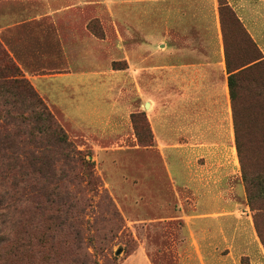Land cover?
Wrapping results in <instances>:
<instances>
[{
	"label": "rangeland",
	"instance_id": "374dc122",
	"mask_svg": "<svg viewBox=\"0 0 264 264\" xmlns=\"http://www.w3.org/2000/svg\"><path fill=\"white\" fill-rule=\"evenodd\" d=\"M40 1L0 0V22L33 15ZM88 7L84 26L111 43V68L123 77L133 75L131 69L142 75L153 69L154 75L162 40L142 34L145 4L116 6L120 37L106 36V15ZM231 11L228 21L236 15ZM239 23L232 20L227 28L231 71L262 57ZM35 32L18 24L2 30L0 23V47L42 99L25 71L63 72L61 61L67 59L57 47L40 58L43 37ZM6 64L0 56V66ZM233 81L244 96L237 104L238 145L231 157L215 163L182 143L161 147L145 103L132 102L120 132L88 140L68 129L62 112L43 99L53 116L51 128L25 94L0 89V264H264V65ZM37 85L49 105L65 109L70 127H77V100L65 94L64 81ZM130 86L122 85L132 101ZM82 90H75L79 99ZM90 133L107 131L94 126Z\"/></svg>",
	"mask_w": 264,
	"mask_h": 264
},
{
	"label": "crops",
	"instance_id": "0c3cea01",
	"mask_svg": "<svg viewBox=\"0 0 264 264\" xmlns=\"http://www.w3.org/2000/svg\"><path fill=\"white\" fill-rule=\"evenodd\" d=\"M141 2L146 8L142 34L161 38V65L154 75L153 69L145 70L143 75L131 69L133 75L123 77L120 71L111 68L107 55L111 43L88 33L84 26L90 12L87 8L90 10L88 6H93L95 10L91 12L97 9L106 15L109 26L106 36L120 37L116 6ZM223 2L222 5V0H62L57 6L56 0H41L40 11L33 15L25 12L23 19L9 15L1 18L0 23L2 30L13 28L15 24L25 28L31 25V29L36 28L33 34L43 37L38 42L40 58H45V49L57 47L67 59L66 63L61 61L63 72L25 73L48 106L62 112L68 129L88 135V140H103L109 134L120 132L122 123H128L123 118L127 117L132 102L136 105L150 103L148 118L161 147L181 146L182 143L186 148L198 150L209 163H215L231 157L237 145L229 87L233 74L228 68L231 38L222 8L235 11L264 60V0ZM134 32L135 29L130 30L129 34ZM10 52L15 55L13 50ZM47 61L42 63L47 64ZM48 79L63 80L65 94L77 100V127H70L65 109L49 105L40 91L38 81ZM71 81L74 84H70ZM123 84L131 85L132 101L125 99ZM82 88L88 95L81 92L79 99L75 90ZM94 126L107 133L91 135Z\"/></svg>",
	"mask_w": 264,
	"mask_h": 264
},
{
	"label": "trees",
	"instance_id": "16d2710c",
	"mask_svg": "<svg viewBox=\"0 0 264 264\" xmlns=\"http://www.w3.org/2000/svg\"><path fill=\"white\" fill-rule=\"evenodd\" d=\"M223 4H224V2L222 0V5ZM222 10H223L224 18H227L228 15L233 14L231 9L228 7L224 8V9L222 8ZM236 19H237L236 15H234V17L230 21H228L226 19V21H225L226 29L229 26H231L232 20L239 23V21H237ZM4 53L5 52L3 50H1V47H0V56L7 63L6 65L0 66V89L8 88V89H12L16 92H19V94H20V92L25 94L26 98H28L30 103H31V107L33 106L35 108L36 107L40 108L41 113L40 114L37 113L36 116H39V117L42 116L41 120L44 119L45 122L51 128V126L54 125V120H53V116L50 113L48 107L44 104V101L38 96V94L35 92L33 87L30 86L29 83L23 77H21V73L19 71V68L16 67L14 64H12V62L7 60L8 57ZM252 63H254L253 65L261 66V65H264V60H262V57L259 56V58H256L253 62L245 64V65H241L238 68H235V70H233V71L230 70L231 65L228 61V68H229L230 72L233 73V74H231V76L229 78V87H230V91H231L232 98H233L237 139H238V135H239V126H237L239 108L237 107V104L240 102L241 103L243 102L244 96H243V94H239L238 90H236V88L234 86L235 83L233 81V78H234V75H236L242 71H246L247 69H250L253 66ZM236 71H238V72L234 73ZM262 83L264 84V81ZM259 85H261V84H259ZM58 131H59V136L61 137L62 142L66 145H69L68 139L66 138L63 131L61 129H59ZM237 145H238V141H237Z\"/></svg>",
	"mask_w": 264,
	"mask_h": 264
},
{
	"label": "water",
	"instance_id": "95a60500",
	"mask_svg": "<svg viewBox=\"0 0 264 264\" xmlns=\"http://www.w3.org/2000/svg\"><path fill=\"white\" fill-rule=\"evenodd\" d=\"M146 107H148V104L146 105ZM118 254H120V251H118Z\"/></svg>",
	"mask_w": 264,
	"mask_h": 264
}]
</instances>
